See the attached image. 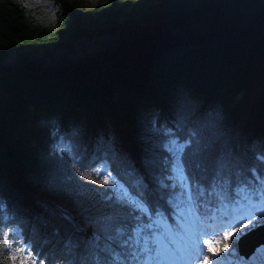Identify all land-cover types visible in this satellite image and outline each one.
I'll use <instances>...</instances> for the list:
<instances>
[{"label":"trees","instance_id":"1","mask_svg":"<svg viewBox=\"0 0 264 264\" xmlns=\"http://www.w3.org/2000/svg\"><path fill=\"white\" fill-rule=\"evenodd\" d=\"M48 3L56 9L54 22L45 0H0V196L13 207L26 233L35 226L34 238L47 235L52 245L60 247L76 227L92 234L93 225L87 224L86 215H113L117 224L127 225L129 235L139 223L128 215L129 208L120 205L84 211L87 203L75 195L68 179L72 169L67 157L53 154L50 147L47 126L53 120L81 130L83 147L89 153L95 150L98 137L111 143L151 190H144L143 185L138 189L132 183L137 176L128 175L123 178L131 195L139 197L144 190L152 219L161 218L156 216L160 211L175 228L178 222L173 209L160 199L161 192L166 196L168 190L155 191L149 175V171L159 173V167L145 166L146 160L166 155L148 131L150 116L158 115L164 121L171 120L177 110L197 112L204 142H211L217 153L234 149L241 156L239 180L259 183L249 170L252 167L264 179V163L256 159L257 154L264 155V0ZM165 26L184 34L189 43L150 64H108L85 80L69 83L25 82L11 68L26 54L53 49L89 53L102 38L124 29L147 32ZM255 87L261 94L254 99L250 93ZM190 151L185 155L193 161L191 176L199 172L195 163L200 157H191ZM207 164L204 160L202 167ZM235 172L233 186L238 180ZM192 192L195 195L197 189L193 187ZM37 195L50 198L67 212L64 223L45 224V218L40 219ZM143 220L148 222L146 216ZM53 229L59 230V237L51 235ZM153 231L162 232L156 224ZM50 246L45 244V250ZM113 247L119 251L118 244Z\"/></svg>","mask_w":264,"mask_h":264},{"label":"snow or ice","instance_id":"2","mask_svg":"<svg viewBox=\"0 0 264 264\" xmlns=\"http://www.w3.org/2000/svg\"><path fill=\"white\" fill-rule=\"evenodd\" d=\"M45 2L54 22L57 18L54 4ZM199 120L197 112L183 110H177L171 120L161 121L158 115L147 118L151 137L166 155L146 160L145 166L159 167V173L149 171L151 182L157 192L168 190L166 196L161 192L160 199L173 209L184 243L177 242L174 248L165 243L163 237L173 236L168 223L162 226V232L153 231L159 220L152 219L145 196L144 190L151 192L149 185L111 143L98 137L95 150L89 153L83 147L81 130L53 120L47 126L50 147L53 154L67 157L72 169L68 179L73 182L75 195L87 203L84 211L120 205L129 208L128 215L139 223L131 228L129 235L127 225L117 224L113 215L96 218L86 215V221L93 225L92 234H83L84 229L76 227L63 238L62 246L57 247L47 235L39 240L34 238L35 226L26 233L21 226L23 222H17L13 207L0 196V254L3 255L0 264H225L229 257L239 264L243 260L238 252L241 236L264 226V179L252 167L249 170L259 183L240 181L241 156L234 149L214 151L211 142H204ZM188 150L191 157H200L195 163L199 172H192L191 176L193 161L185 155ZM256 159L264 163V155L257 154ZM204 160L208 164L202 167ZM233 169L238 178L235 186L231 179ZM128 175L137 176L132 182L135 187L140 189L143 185L139 197L131 195L123 178ZM174 175H178L179 185ZM178 187L181 191H177ZM193 187L197 189L195 195ZM185 196L186 200L182 199ZM156 216L166 219L160 211ZM51 235L59 237L60 232L53 229ZM45 244L51 246L45 250ZM114 244L119 245V251Z\"/></svg>","mask_w":264,"mask_h":264},{"label":"water","instance_id":"3","mask_svg":"<svg viewBox=\"0 0 264 264\" xmlns=\"http://www.w3.org/2000/svg\"><path fill=\"white\" fill-rule=\"evenodd\" d=\"M189 40L178 34L172 26L153 31L137 32L124 29L115 36H105L89 53L73 49L50 50L22 56L12 66L13 73L22 81L77 82L87 79L93 72L108 64L138 65L153 63L187 47ZM256 233L264 236V226L251 230L239 241L241 253L250 255L264 239L252 241Z\"/></svg>","mask_w":264,"mask_h":264},{"label":"rangeland","instance_id":"4","mask_svg":"<svg viewBox=\"0 0 264 264\" xmlns=\"http://www.w3.org/2000/svg\"><path fill=\"white\" fill-rule=\"evenodd\" d=\"M43 52H46V51L42 50L39 53H43ZM39 53H36V54H39ZM27 55H30V54H26L24 56H27ZM260 94H261V90H260V88H257V87H255L250 93L251 97L254 99L257 98ZM176 181L178 183H180L179 177L176 179ZM185 198H186V196H185ZM35 199L38 202L37 204L40 206V208L42 210V215H40V219L45 218L46 222L53 221V223L55 225L64 223V221H65L64 219H66L65 217H66L67 212L62 207H60V205H58L56 202L52 201L50 198L42 197L39 195L35 196ZM158 220H159V225H157V227H159L160 229H163L162 226L165 223H168L167 221H165L162 218H158ZM87 224L90 225L89 223H87ZM170 228H171V232H172L173 236L163 237V239L165 240V243L169 247H172V248H174L176 246L177 242L178 243H184V241H182L180 239V237L182 235L180 223H178L177 229H173V227L171 225H170ZM242 236H244V235H242ZM252 238H253L252 241H257V240L264 239V236L260 233H256L255 235H253L250 238V240ZM262 246H264V245H262ZM262 246L257 248V249H260V251H257V249H256L254 254L252 256H250L249 259L247 258V261L243 259L242 261L239 262V264H256V263L262 264V263H264V248H262ZM262 258H263V260L260 261ZM225 264H237V262L234 261L233 258L229 257L225 261Z\"/></svg>","mask_w":264,"mask_h":264}]
</instances>
